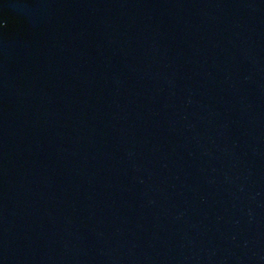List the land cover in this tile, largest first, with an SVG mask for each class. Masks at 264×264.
<instances>
[{
  "label": "water",
  "instance_id": "95a60500",
  "mask_svg": "<svg viewBox=\"0 0 264 264\" xmlns=\"http://www.w3.org/2000/svg\"><path fill=\"white\" fill-rule=\"evenodd\" d=\"M0 264H264V0H0Z\"/></svg>",
  "mask_w": 264,
  "mask_h": 264
}]
</instances>
